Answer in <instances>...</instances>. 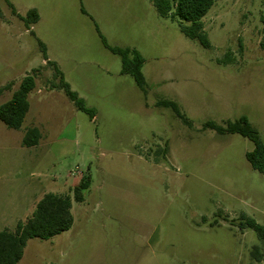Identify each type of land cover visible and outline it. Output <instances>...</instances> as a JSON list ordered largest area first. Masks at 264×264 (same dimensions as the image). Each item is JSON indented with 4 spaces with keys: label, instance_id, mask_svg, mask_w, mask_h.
I'll list each match as a JSON object with an SVG mask.
<instances>
[{
    "label": "rangeland",
    "instance_id": "374dc122",
    "mask_svg": "<svg viewBox=\"0 0 264 264\" xmlns=\"http://www.w3.org/2000/svg\"><path fill=\"white\" fill-rule=\"evenodd\" d=\"M0 8V106L40 70L21 129L0 121V232L14 231L46 193L69 195L74 217L69 231L29 240L19 264H258L252 250L264 246L243 219L264 226V173L247 159L255 144L206 124L246 117L264 142V0L216 2L203 19L210 49L151 0ZM31 9L40 20L28 26L21 16ZM104 41L142 55L146 94ZM44 54L93 119L52 88L59 78ZM31 128L41 139L24 147Z\"/></svg>",
    "mask_w": 264,
    "mask_h": 264
},
{
    "label": "trees",
    "instance_id": "16d2710c",
    "mask_svg": "<svg viewBox=\"0 0 264 264\" xmlns=\"http://www.w3.org/2000/svg\"><path fill=\"white\" fill-rule=\"evenodd\" d=\"M151 1L160 17H172L179 20L180 30L187 38L198 41L205 48L210 49L212 47L208 35L205 32L203 19L216 2L220 0ZM1 19L2 10L0 8V20ZM21 19L28 26H32L40 20V14L38 10L31 9L25 16H21ZM262 23L264 25V15L262 17ZM104 44L112 53L121 58V73L131 76L146 94L147 83L142 71L145 59L142 55L131 48L111 47L106 44L105 41ZM261 47L264 49V28ZM44 56L48 65L53 63L48 60L46 54H44ZM51 65L54 67L55 77L59 78V82L53 84L52 88L63 90L78 110L89 114L93 119L95 117V112L87 108L85 102L71 89L70 85L65 81L64 74L59 67L55 63ZM38 72H40V70H34V74L26 76L21 82L18 90L13 94L12 99L0 106V121L8 128L14 130L21 129L30 109L28 97L36 87V73ZM2 91L3 90H0V95ZM159 104L166 108H171L177 117L181 119L184 118L178 104L175 102L161 100ZM206 127L214 129L222 134H240L253 141L255 148L252 152L247 153V159L253 169L264 173V142L246 117H241L234 122L228 121L226 126L208 123ZM40 139V130L38 128H31L26 132L22 144L24 147H34L39 144ZM88 188V180L80 183L74 190L76 201H83L81 193ZM71 209L72 199L69 195H59L55 193L45 194L37 203L32 215L25 221H19L14 231L7 229L0 232V264H19L24 256L27 242L31 239L49 240L69 231L74 224V217ZM243 219L246 223L245 226L255 231L264 246V226L257 224L253 219L246 216H244ZM252 259L258 264H264V251L259 245L253 247Z\"/></svg>",
    "mask_w": 264,
    "mask_h": 264
},
{
    "label": "crops",
    "instance_id": "0c3cea01",
    "mask_svg": "<svg viewBox=\"0 0 264 264\" xmlns=\"http://www.w3.org/2000/svg\"><path fill=\"white\" fill-rule=\"evenodd\" d=\"M47 194V193H46ZM42 197H43V195H41V197H39V199H38V202L42 199ZM33 206V205H32ZM34 210H33V208H32V212H33ZM31 212V213H32Z\"/></svg>",
    "mask_w": 264,
    "mask_h": 264
}]
</instances>
